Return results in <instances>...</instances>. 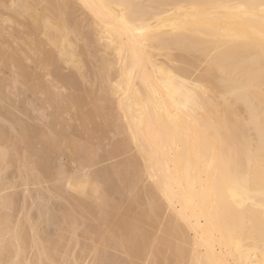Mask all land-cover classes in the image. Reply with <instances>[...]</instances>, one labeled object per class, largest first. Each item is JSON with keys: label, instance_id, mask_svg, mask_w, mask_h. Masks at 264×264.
Returning a JSON list of instances; mask_svg holds the SVG:
<instances>
[{"label": "bare ground", "instance_id": "obj_1", "mask_svg": "<svg viewBox=\"0 0 264 264\" xmlns=\"http://www.w3.org/2000/svg\"><path fill=\"white\" fill-rule=\"evenodd\" d=\"M0 23L45 96L31 123L4 92L0 264H264V0H0Z\"/></svg>", "mask_w": 264, "mask_h": 264}, {"label": "rangeland", "instance_id": "obj_2", "mask_svg": "<svg viewBox=\"0 0 264 264\" xmlns=\"http://www.w3.org/2000/svg\"><path fill=\"white\" fill-rule=\"evenodd\" d=\"M80 14V13H79ZM78 14V15H79ZM9 15V14H8ZM8 24H4V23H0V30H1V32H0V34H2V35H0V48H1V50H0V56L2 55V57H3V54H1V53H4L5 52V50H8V52L10 51L9 50V45L10 46H12V43H8V40H9V42L11 41V39H9V38H7L8 37V35H9V33H12L15 37H17V33L16 32H14L13 30L14 29H16L17 27L16 26H13V25H8V27L9 28H11V29H7V27H5V26H7ZM16 25V24H15ZM13 27V29H12V27ZM17 26H18V24H17ZM2 27V28H1ZM15 27V28H14ZM5 28V29H4ZM4 31H3V30ZM8 32V30H9V32H8V34H5V32L6 31ZM12 30V31H11ZM4 32V33H3ZM4 34V35H3ZM2 38H3V40H2ZM1 40H2V42H1ZM5 41V42H4ZM6 43V44H5ZM4 45V46H3ZM5 49V50H4ZM10 53V52H9ZM5 57V56H4ZM2 58V59H5V60H2L1 58H0V72H3V73H1L0 75H4V76H0V92L2 91V93H0V99L3 97L4 98V96H6L5 95V93H7L6 91H9L8 93H7V96L11 99V100H15V101H17V110L16 109H14L12 112H14V113H16V111H17V113L19 112V114H17V116H18V118H21L22 117V114L20 115V113L22 112L23 114H26L27 112H28V114H26L27 116V118H25V115H23L24 117H22L21 119H23V120H27V119H29V121L30 120H32L31 121V123L33 122V118H34V116H33V114H32V108H31V110H30V107L28 106V105H30L31 103H32V101H29V100H34V102H35V107L37 108V109H40V108H42V104H44V100H45V96H44V98H42L43 96L41 95V94H38L36 91H34L35 92V94H34V92L32 91V87L35 85V83H34V79H33V82H26V83H24L25 84V86H22V84H15V86H14V83H12V81H14V78L15 77H13V75L11 74V70H10V68H7L8 66V62H7V57L6 58ZM5 61H6V63H7V65H6V63H5ZM3 62V63H2ZM4 65H6V67L4 66ZM28 66H30L31 67V65H28ZM3 67V68H2ZM29 67V68H30ZM8 69V71H7V69ZM6 69V70H5ZM10 70V71H9ZM28 71H31V69H28ZM8 73V74H7ZM31 73H32V71H31ZM5 74H6V76H5ZM13 77V78H12ZM11 78V79H10ZM5 79V80H4ZM10 83H9V82ZM36 82V81H35ZM4 83V84H3ZM6 83V84H5ZM7 83H9V84H7ZM20 83H22V81H20ZM30 83H31V85H30ZM11 84H13V88L15 87L16 88V85H18L20 88H21V90L23 89V93L21 92V90H20V88L17 86V89H18V91L20 92V96H21V94H22V96L24 97V99L29 103H27L24 99H22L23 97L21 96V99L20 100H18L19 98H20V96L18 97V99L14 96V94H13V92L12 91H14L13 90V88H12V85ZM33 85V86H32ZM29 86V87H28ZM32 86V87H31ZM7 87V88H6ZM8 87H10V88H8ZM23 87V88H22ZM28 88V89H27ZM29 88L31 89V90H29ZM7 89V90H6ZM10 89V90H9ZM27 90V92H26V90ZM29 90V91H28ZM61 91V90H60ZM5 92V93H4ZM12 92V94H10V95H12V96H14V97H11L10 95H9V93H11ZM67 93H68V91H66ZM65 91L63 92V94H67ZM4 93V94H3ZM25 93V94H24ZM27 93V94H26ZM37 94L39 95V98H41L40 99V101L39 100H37V99H39L38 98V96H37ZM33 95V96H32ZM2 96V97H1ZM6 96V97H7ZM42 96V97H41ZM2 98V99H3ZM8 98V99H9ZM13 98V99H12ZM15 98V99H14ZM7 99V101H6V98H4V100L2 101V100H0V101H2V103L3 102H7V104H8V102H9V104L8 105H6V103H0V106H1V104H2V106H1V108L2 107H6L7 109L9 108L8 106L10 105V102L11 101H9ZM17 99V100H16ZM21 100H23V101H21ZM20 101V102H19ZM25 101V104H27V105H25L24 106V104H22L21 102H24ZM39 101V102H38ZM14 102V101H13ZM20 104H22V107L20 106ZM32 104H34V103H32ZM31 104V105H32ZM4 105V106H3ZM33 106V105H32ZM44 106H45V104H44ZM43 106V107H44ZM22 109V111H21V109ZM39 107V108H38ZM4 108H2L3 110H1L0 111V114L1 115H3V116H7L6 114H4L5 113V111L7 112V109L5 110ZM25 108H26V111H25ZM12 109V108H11ZM20 109V110H19ZM89 110H91L90 112H94L93 110L94 109H91V107H89L88 108ZM29 110V111H28ZM2 112V113H1ZM24 112H26V113H24ZM49 112H52V111H50L49 110ZM49 112H46V114H50ZM40 113V112H39ZM31 117V116H33V117H31V118H28V117ZM35 116L37 117V115L35 114ZM39 118H41V117H39ZM40 126V125H39ZM40 128V127H39ZM42 128V127H41ZM58 154V155H57ZM55 161V162H54ZM65 161V162H64ZM55 164V165H54ZM106 164H108V163H106ZM77 165V166H76ZM52 172H53V176L55 177V179H56V181L55 182H57L58 183V185H60L61 184V181L60 180H58L60 177H61V175L63 174V171L64 170H67V172L68 173H70L71 175L72 174H74L73 172L74 171H76V169H77V167H78V163L75 161V160H73L72 158L71 159H67L66 158V156L64 157V155H62V151H60L59 153H56L55 155L53 154V164H52ZM68 166V167H67ZM63 167H64V170H63ZM69 169V170H68ZM57 177V178H56ZM59 181V182H58ZM113 254H115L114 252H112ZM119 255V254H118ZM120 256V255H119Z\"/></svg>", "mask_w": 264, "mask_h": 264}, {"label": "snow or ice", "instance_id": "obj_3", "mask_svg": "<svg viewBox=\"0 0 264 264\" xmlns=\"http://www.w3.org/2000/svg\"><path fill=\"white\" fill-rule=\"evenodd\" d=\"M65 264H71V261L70 260L69 261H66Z\"/></svg>", "mask_w": 264, "mask_h": 264}]
</instances>
